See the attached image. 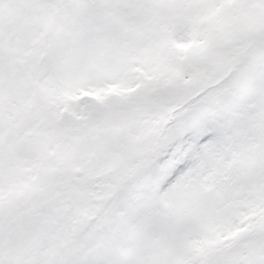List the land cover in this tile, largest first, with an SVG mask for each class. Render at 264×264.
Here are the masks:
<instances>
[{
  "label": "snow or ice",
  "instance_id": "obj_1",
  "mask_svg": "<svg viewBox=\"0 0 264 264\" xmlns=\"http://www.w3.org/2000/svg\"><path fill=\"white\" fill-rule=\"evenodd\" d=\"M0 264H264V0H0Z\"/></svg>",
  "mask_w": 264,
  "mask_h": 264
}]
</instances>
